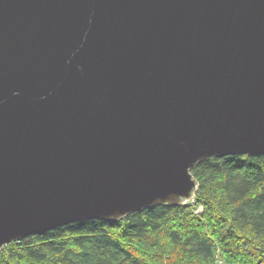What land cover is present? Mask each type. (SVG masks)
I'll list each match as a JSON object with an SVG mask.
<instances>
[{"label":"water","instance_id":"obj_1","mask_svg":"<svg viewBox=\"0 0 264 264\" xmlns=\"http://www.w3.org/2000/svg\"><path fill=\"white\" fill-rule=\"evenodd\" d=\"M264 153V0H0V248L191 200Z\"/></svg>","mask_w":264,"mask_h":264},{"label":"trees","instance_id":"obj_2","mask_svg":"<svg viewBox=\"0 0 264 264\" xmlns=\"http://www.w3.org/2000/svg\"><path fill=\"white\" fill-rule=\"evenodd\" d=\"M180 205L94 218L14 239L0 264H264V153L210 156Z\"/></svg>","mask_w":264,"mask_h":264},{"label":"bare ground","instance_id":"obj_3","mask_svg":"<svg viewBox=\"0 0 264 264\" xmlns=\"http://www.w3.org/2000/svg\"><path fill=\"white\" fill-rule=\"evenodd\" d=\"M215 264H216V262H215Z\"/></svg>","mask_w":264,"mask_h":264}]
</instances>
